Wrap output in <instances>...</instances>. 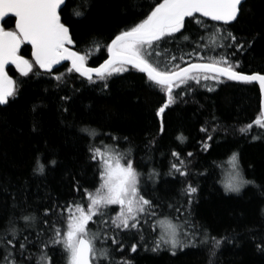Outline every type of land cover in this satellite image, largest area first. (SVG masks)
<instances>
[{"label":"trees","instance_id":"trees-1","mask_svg":"<svg viewBox=\"0 0 264 264\" xmlns=\"http://www.w3.org/2000/svg\"><path fill=\"white\" fill-rule=\"evenodd\" d=\"M152 2L87 0L85 5L84 0H68L64 17L72 18L73 48L81 53L91 48L89 65H98L107 53L103 49L97 52L90 41L96 38L102 45L110 42L120 30L141 18ZM78 6L85 12L79 18L73 16ZM2 25L11 29L14 18L8 17ZM233 27L238 39L251 43V47L235 57L240 62V70L264 73V0H245L240 22ZM202 34L194 23H188L184 32L190 40ZM211 39V34H207L209 43ZM169 47L175 49L176 44ZM192 47L189 44L185 51H191ZM30 53V46L22 48L26 58H30ZM66 66L67 63L62 64L52 75L64 73ZM7 70L18 82V94L8 105L0 106V237L4 236L10 217L21 215L19 209L39 216L26 231H23L26 227L23 221H19L21 238L28 235L35 240L40 232L46 240L51 235L48 225L53 221L56 227L66 228L67 212L61 215L57 205L80 200L75 182L93 192L99 187L98 164L90 159L88 151L89 143H93L102 151L113 146L120 152L131 150L138 170L144 173L146 197L160 205L158 211L163 213L154 222L155 232L145 228L139 233L133 230L118 236L124 251L116 252L115 260H129L131 264H209L211 259L213 264H264L261 250L264 248V195L251 186L239 193H226L222 186L233 152L239 153L246 177L264 184V130L254 126L247 134L239 131L259 115L258 85L224 79L220 84L210 82L215 90L209 92L193 84L187 96L166 110V131L161 135L160 118L155 113L163 93L136 70L114 75L109 80V89L104 91L75 73L65 78L66 83L57 86V81L47 73L21 77L13 67ZM64 96L70 99L62 100ZM202 126L219 129L214 140L208 141L211 147L207 152L200 144L204 138L199 131ZM85 128L95 130L96 138H90V131L89 134L81 131ZM180 134L187 138L183 144L176 139ZM112 136L119 137V141L112 140ZM254 136L261 138L254 140ZM173 149L180 150L182 156L189 151L196 154L191 158L192 175L187 181L178 175H169ZM38 159L45 165L43 175L33 172ZM51 159L57 161L54 167L50 165ZM151 169L159 173L154 180L148 179ZM188 182L198 188L189 219L197 226L204 225L212 236L228 237L211 257L212 244L210 241L199 243L202 237H198L195 247L176 249L175 254L167 246L152 250L162 220L182 224V215L168 205H183L187 209L181 188ZM84 188L80 189L81 193ZM46 208L52 210L49 217L42 215ZM113 208L118 211V206H109L110 214L115 213ZM90 230L96 231L97 224L90 223ZM134 243L137 250L132 252ZM37 250L35 246L29 248L30 252ZM52 254L55 264H67L62 246H57ZM2 255L0 248V258Z\"/></svg>","mask_w":264,"mask_h":264},{"label":"snow or ice","instance_id":"snow-or-ice-1","mask_svg":"<svg viewBox=\"0 0 264 264\" xmlns=\"http://www.w3.org/2000/svg\"><path fill=\"white\" fill-rule=\"evenodd\" d=\"M243 3L244 0H153L141 18L120 30L110 42L102 45L96 38L90 41L97 52L103 49L107 53V58L98 67H90L91 48L81 53L72 47V18L64 17L68 0H0V20L14 18L11 29L0 26V106L8 105L18 94V82L6 70L9 65L14 66L21 77H30V74L52 75L55 66L67 62L64 73L52 75L57 86L66 83L65 78L75 73L89 84L99 85L104 91L109 89V80L114 75L131 70L145 74L148 83L163 93L162 103L155 113L160 118L161 135L166 131V110L187 96L193 84L203 86L209 92L215 90L211 83L220 84L224 79L256 84L259 88V115L239 131L247 134L254 126L264 130V73H244L240 70V62L235 59L246 47H251L246 39H238L233 27L240 22ZM84 4L87 5V0H84ZM84 15L79 6L73 10V16L77 18ZM188 23H194L202 31L198 39L190 40L189 36L184 35ZM207 34H211V43L207 41ZM172 44H176L175 49L169 47ZM189 44L193 45L192 50L185 51ZM24 46H30V58L22 54ZM61 99L68 100L70 97ZM33 110H36L35 106ZM33 130H36L35 126ZM81 131L85 134L90 131L91 139L97 136L95 130L85 128ZM199 131L204 134L200 141L202 150L207 152L211 147L208 141L214 140L219 129L202 126ZM260 138L252 137L254 140ZM111 139L118 142L120 138L112 136ZM176 139L183 144L187 138L180 134ZM88 151L90 159L98 164L99 187L93 192L76 181L74 188L80 200L73 199L63 206L57 205L61 208V215L67 212L66 228L56 227L55 221L48 225L45 220L51 229V235L46 240L40 232H37L35 240L28 235L21 238L19 221H23L26 226L23 231H26L39 216L35 212L19 209L21 215L10 217L4 236L0 237L3 252L0 264H33L34 259L35 264H55L52 253L57 246H62L66 253L67 264H131L129 260H115L116 252L124 251V244L117 237L133 230L139 233L145 228L155 232L154 222L163 215L158 211L161 206L146 197L144 173L138 170L131 150L120 152L113 146L108 151H102L89 143ZM170 155L169 175H178L187 181L192 175L191 158L196 154L189 151L182 156L180 150L173 149ZM56 163L55 159H51V166L54 167ZM228 164L230 171L223 181L226 193H239L246 186H251L264 195V184L246 177L239 153L233 152ZM45 171V165L38 159L33 172L43 175ZM158 174L151 169L147 174L148 179L154 180ZM81 188H84L82 193ZM197 191V186L188 182L181 188L187 209L183 205H168L182 215L183 226L178 227L171 222L162 224L159 235L153 241V251L167 246L175 254L176 249L195 247L198 237H202L199 243L207 244L210 241L212 244L211 257L216 254L222 241L228 239L212 236L204 225L197 226L189 219ZM109 206H118V211L112 209L115 215L109 214ZM14 207L19 208V205ZM51 211L44 209L43 217H49ZM90 223L97 224L96 231L90 230ZM30 246L38 250L30 252ZM136 250L137 244L134 243L131 251ZM261 250L264 251V248ZM209 264H213L211 259Z\"/></svg>","mask_w":264,"mask_h":264},{"label":"rangeland","instance_id":"rangeland-1","mask_svg":"<svg viewBox=\"0 0 264 264\" xmlns=\"http://www.w3.org/2000/svg\"><path fill=\"white\" fill-rule=\"evenodd\" d=\"M226 169V174H225V176H223V179H222V182L226 179V177H227V174H228V172L230 171V166H229V164H228V167H226L225 168ZM229 170V171H228ZM223 184V183H222ZM223 186V185H222ZM108 211H109V214L111 213V211L108 209ZM113 212V211H112ZM110 215H115V213H112V214H110ZM170 220V221H169ZM169 220H162L161 221V223H160V220H159V223L162 225V224H164V225H167L168 223H173V224H175L176 226H180V225H182V224H180V223H176V222H174L173 220H171V219H169ZM160 230H161V227H160ZM170 250H172V249H170ZM173 251V250H172Z\"/></svg>","mask_w":264,"mask_h":264},{"label":"water","instance_id":"water-1","mask_svg":"<svg viewBox=\"0 0 264 264\" xmlns=\"http://www.w3.org/2000/svg\"><path fill=\"white\" fill-rule=\"evenodd\" d=\"M245 1V0H244ZM8 17H6V18H3L2 20H0V26H2L3 27V25H2V23H3V21L5 20V19H7ZM73 47V46H72ZM73 50H75L74 48H73ZM107 58V57H106ZM105 58V59H106ZM103 62V61H102ZM101 62V63H102ZM64 63H67V62H62V64H64ZM100 64V63H99ZM99 64L98 65H96V66H93V65H89L88 64V66H90V67H98L99 66ZM61 65H57V66H55V69L56 68H58V67H60ZM8 67H13L14 69H15V67L14 66H12V65H9ZM8 67H7V69H8ZM6 69V70H7ZM16 70V69H15ZM8 71V70H7ZM245 73V72H244ZM9 74V73H8ZM250 74V73H249ZM9 76L13 79V77L9 74ZM14 80V79H13Z\"/></svg>","mask_w":264,"mask_h":264}]
</instances>
